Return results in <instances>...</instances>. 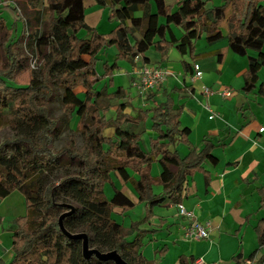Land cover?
<instances>
[{
	"label": "trees",
	"instance_id": "trees-1",
	"mask_svg": "<svg viewBox=\"0 0 264 264\" xmlns=\"http://www.w3.org/2000/svg\"><path fill=\"white\" fill-rule=\"evenodd\" d=\"M95 1L116 20L106 33L86 25L84 0H0V124L14 133L0 141V199L17 190L25 205V213L12 220L11 259L0 264H115L99 255L111 251L126 264L156 263L141 253V235L156 229H141L137 221L124 226L112 217L115 207L123 212L134 203L114 185L111 174L131 184L138 200L147 204V218L166 198L181 203L187 176L202 169L214 144L208 139L200 148L191 144L190 129L180 126L179 110L170 97L138 108L135 115L127 112L130 98L122 86L114 87L119 58L134 65L138 56L147 63L151 60L145 52L151 47L165 59L172 47L191 55L201 37L209 45L226 41L232 52L246 57L243 91L257 87L264 67V0ZM4 10L11 12V22ZM137 10L140 15H135ZM19 20L21 29L16 27ZM170 24L181 30L175 43L166 36ZM82 27L88 36L78 35ZM112 45L115 60L104 62L98 73L97 54ZM33 60L29 83L17 85L13 75ZM257 89L264 90V83ZM150 96L148 91L146 98ZM55 101L57 115L52 114ZM72 116L80 146L71 132ZM146 120L156 133L148 151L135 132ZM66 131L65 141L55 146ZM178 143L187 146L185 155L175 148ZM154 162L161 167L158 175L151 174ZM106 183L113 191L110 198L104 193ZM154 185L161 187L160 193L153 191ZM257 192L259 207H264V186ZM254 231L258 247L248 259L264 248V217ZM156 251L161 256L166 246ZM238 256L233 259L239 261ZM262 262L264 249L255 264ZM193 263L192 256L178 258V264Z\"/></svg>",
	"mask_w": 264,
	"mask_h": 264
},
{
	"label": "crops",
	"instance_id": "crops-1",
	"mask_svg": "<svg viewBox=\"0 0 264 264\" xmlns=\"http://www.w3.org/2000/svg\"><path fill=\"white\" fill-rule=\"evenodd\" d=\"M167 30V38L175 43L181 31L174 32L170 26ZM168 32H172L173 38L168 36ZM145 56L151 60L147 64L163 66L172 75L150 90L149 99L142 98L134 90L131 92L114 79V87L122 86L130 98L126 111L135 115L138 108H148L170 97L179 110L180 126L190 129L188 139L191 144L200 148L203 139H208L214 146L202 163V169L187 176L184 184L181 204L192 211V218L179 215L176 204L168 198L154 206L151 215L146 218L147 204L138 200L129 182L120 178L116 183L121 184L117 187L113 173L114 185L133 201V207L141 206L142 213L138 219H130L124 224L130 209L122 212L120 207H115L112 217L124 226L137 221L141 229L155 228L156 231L152 233L142 234L141 242L144 243V250L148 248V243L153 248V258H157L156 250L165 245L166 251L161 256L171 257L166 264H178L180 255L192 256L195 260L201 258V264H255L264 249L260 248L252 259H248L249 254L258 247L254 226L264 217V207H259L257 192L260 186H264V90L255 88L251 92L243 91L246 57L232 52L226 41L209 45L201 37L195 41L191 55L188 52L181 54L172 47L165 59H160V54L150 48ZM193 62L199 64L202 77L192 81ZM140 63L143 62L139 58L136 64ZM134 65L127 64L125 72L129 79L134 77ZM97 72L101 73L102 70ZM259 75L264 76V69L259 70ZM204 85L214 90L226 87L231 90V95L226 97L218 92L204 95L201 90ZM133 99L135 104L132 103ZM110 112H113V108ZM150 124V120H146L135 128L145 151L149 150V139L156 136ZM174 146L181 155L187 153L185 144ZM128 171L134 178L138 177L133 171ZM160 171V165L152 163L151 174L158 175ZM108 185H104V190L110 187ZM153 191L160 193L161 187L154 185ZM112 194L110 188L107 198ZM193 220L209 222L207 238H184V227ZM5 244L0 240V262L3 263H7L12 256L11 240L9 245ZM141 253L151 258L150 251L146 253L141 249ZM237 254L239 261L233 259Z\"/></svg>",
	"mask_w": 264,
	"mask_h": 264
},
{
	"label": "rangeland",
	"instance_id": "rangeland-1",
	"mask_svg": "<svg viewBox=\"0 0 264 264\" xmlns=\"http://www.w3.org/2000/svg\"><path fill=\"white\" fill-rule=\"evenodd\" d=\"M175 1L176 0H167V3L171 4V3H174ZM213 3L219 4V3H221V0H213ZM152 10H154V7H152ZM228 12H229V8L226 9V13H228ZM140 14H141L140 10L135 11V15H140ZM2 15L4 16L5 19L8 20V22H11L12 18H11L10 14L8 13L7 10H4ZM159 19L161 22L164 21L163 17H160ZM84 22L86 23V25L88 27L95 28L98 32H101V33H106L108 31H110L116 24V20L109 19V9L105 6L97 4L95 0H84ZM169 26L172 28V30L174 32H175V30L176 31L180 30L178 27H176L173 24H170ZM16 27L18 29H21L22 23L20 20L17 22ZM223 29H224V31L226 29L225 23H223ZM78 35L80 37L88 36V29L86 27H82L79 30ZM168 36L170 38H173L172 32H168ZM150 49L153 50L152 47ZM262 51H264V46H262ZM116 52H117V50H116V47L114 45L108 46V47L102 49L97 54L98 58H97V62H96V69L101 71L103 69L102 64L104 62L112 63L115 60ZM249 53H256V52L253 50H249ZM117 61H118V68L115 69V72H113V76H114L116 83L123 85L126 89L129 88L131 92L133 90L135 92H137L135 85L133 84V78L131 77V79H129L126 72H125V70L128 68L127 64H129V61H127L125 59H120V58ZM0 65H1V62H0ZM262 69H264V67H262ZM32 73H33V67H31V65H28L26 68L17 71L13 75L14 82L17 85H26L27 83H29V81L32 77ZM261 82L264 83V76L259 75L256 88H258V85ZM135 100H137V99H135ZM135 100L132 102L133 104L136 103ZM58 113H59V106H58V102L55 101L52 105V114L57 115ZM74 120H75V117L72 116V118H71V128H72L71 132L76 137L77 146H80L81 135L73 129L74 128V126H73ZM67 133L68 132L66 131L60 136L59 140H57V142H55V146H59L61 143H63L65 141ZM13 135H14L13 131L9 128V126L7 124H5V123L0 124V141H2L5 137L12 138ZM112 177H113L115 183L120 179V177H118L114 174H112ZM120 184H121L120 182L116 183L117 187ZM110 188H111V186L106 187V189L104 190L106 196H108V193L110 192ZM131 194H133V193H131ZM24 213H25L24 198H23V195L19 191L13 190L8 196H6L3 199H0V240L3 243H6L7 245H9V243H10L11 226H12L13 218L16 216H19V215H23ZM141 213H142L141 212V206H139V205H136L133 208H130L129 214L125 217V220L123 223L127 224L130 219H133V220L138 219L139 217H141ZM119 221L121 222L122 219ZM147 246H148V248H146L144 250V243H142L141 249H142V251H145L146 253H149V251L151 252V258L145 257L146 259L150 260V259H153L154 252H153V248H151L149 243ZM156 257H157L156 258L157 260H156L155 264H166V263H169V261L171 259V257L168 255L165 256L164 258H162L163 256H158L157 253H156Z\"/></svg>",
	"mask_w": 264,
	"mask_h": 264
},
{
	"label": "built area",
	"instance_id": "built-area-1",
	"mask_svg": "<svg viewBox=\"0 0 264 264\" xmlns=\"http://www.w3.org/2000/svg\"><path fill=\"white\" fill-rule=\"evenodd\" d=\"M139 57H134V67H133V84L135 85V88L137 90V93L142 98H145L147 95V92L154 89L158 85L162 84L167 76L172 75V72L163 67L158 65H151L147 63H140L136 64ZM31 67H35V60L31 61L30 63ZM192 74H191V80L200 79L202 77V70L200 69V66L198 63L193 62L192 66ZM202 93L204 95H209L214 92H218L222 96H230L231 90L223 87L218 90H214L208 86H202L201 87ZM208 107V106H206ZM262 130V128H260ZM178 214L181 216L192 218L194 215L192 211L186 209L183 204L179 203L176 204ZM208 231H209V222L207 221H198L193 220L189 224H187L184 227L183 236L185 239L189 240H201L208 237ZM202 260L201 258H197L195 260V264H201Z\"/></svg>",
	"mask_w": 264,
	"mask_h": 264
},
{
	"label": "water",
	"instance_id": "water-1",
	"mask_svg": "<svg viewBox=\"0 0 264 264\" xmlns=\"http://www.w3.org/2000/svg\"><path fill=\"white\" fill-rule=\"evenodd\" d=\"M101 257H109L112 258L114 260L115 264H126L125 261H123L118 254H116V252L111 251L108 253H104V254H99Z\"/></svg>",
	"mask_w": 264,
	"mask_h": 264
}]
</instances>
